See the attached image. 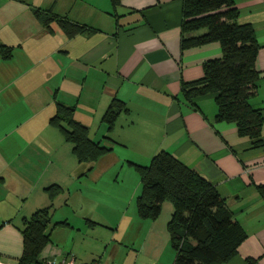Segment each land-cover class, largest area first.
Segmentation results:
<instances>
[{
    "label": "crops",
    "instance_id": "obj_1",
    "mask_svg": "<svg viewBox=\"0 0 264 264\" xmlns=\"http://www.w3.org/2000/svg\"><path fill=\"white\" fill-rule=\"evenodd\" d=\"M60 1L51 4L54 12L87 32L67 37L56 24L45 31L32 14L36 4L0 0V45L12 48L9 58L0 55V264H18L25 219L50 204L49 241L38 264L69 256L82 263L174 264L168 233L159 231L160 241L153 233L156 219L147 223L136 211L125 221L130 233L118 238L120 226L94 209L99 201L84 185L90 180L99 188L107 166L147 165L159 150L213 184L246 232L221 264H264V200L256 190L264 184V146L239 136L235 123L216 121L213 95L193 103L181 90L182 82L202 77L206 60L220 56L219 44L181 49L182 0H121L115 10L109 0ZM233 1L237 21L251 24L259 45L251 104L264 117V0ZM113 100L123 105L109 129L102 118ZM57 102L72 106L91 140L110 150L78 162L50 123ZM53 184L63 192L50 201L45 188Z\"/></svg>",
    "mask_w": 264,
    "mask_h": 264
},
{
    "label": "trees",
    "instance_id": "obj_2",
    "mask_svg": "<svg viewBox=\"0 0 264 264\" xmlns=\"http://www.w3.org/2000/svg\"><path fill=\"white\" fill-rule=\"evenodd\" d=\"M115 10L121 0H109ZM32 14L45 31L58 25L67 37L89 29L84 24L47 9L32 8ZM238 8L233 0H182L180 45L185 50L208 43H218L221 54L203 64L202 77L182 82L181 90L189 102L213 95L216 121L233 122L239 136L247 137L253 146H264L261 128L264 117L253 108L251 98L260 73L255 68L259 45L251 24L239 23ZM117 21V15H114ZM12 48L0 45L2 58L11 56ZM113 100L103 115L111 129L113 120L122 109ZM74 108L56 103L50 123L58 128L72 145L78 162H93L110 150L88 136V128L74 119ZM131 163V162H130ZM137 171L141 190L136 197L140 218L154 220L162 203L173 206L166 223L169 242L175 251L174 264H221L234 256L246 238V232L235 220L225 200L206 178L165 150L157 151L149 164L131 163ZM264 200V184L256 185ZM49 200L63 192L53 184L45 188ZM51 204L33 212L21 229L22 251L18 264H38V256L49 241L48 224Z\"/></svg>",
    "mask_w": 264,
    "mask_h": 264
},
{
    "label": "rangeland",
    "instance_id": "obj_3",
    "mask_svg": "<svg viewBox=\"0 0 264 264\" xmlns=\"http://www.w3.org/2000/svg\"><path fill=\"white\" fill-rule=\"evenodd\" d=\"M27 1L33 2L37 7L41 9L49 8L50 6L55 4V2H53L54 0ZM62 1L63 0H61L60 2ZM89 1L94 2L95 4H97V6H101L102 4V0ZM106 172L107 176L102 177L101 181L99 182V188L97 186L95 188H92L91 185L93 184L90 182V180H86L84 182V185L87 186L85 192L88 193L91 191L94 193L95 198L99 201V203L95 201V203L93 204L94 209H97L99 214L102 215L103 219H108L110 220L109 222L120 226L118 234L116 236L118 238H121V236H128L127 233H130L125 228V221L130 219L132 216L134 217L135 215H137L135 209L136 205L134 194L136 192V189H138V193L141 190V186H138L139 176L133 166L128 164L127 160L123 163L122 169L119 163L112 166H107ZM130 197L133 199L131 205L129 206L128 200ZM172 211L173 206L171 202L169 200L164 201L161 206L160 214L155 220L158 225L155 224L157 225V227H154L152 229L154 234L159 235V237L157 238L158 241H160L161 239V232L164 233V235L167 234L165 230L166 222L170 219ZM152 222V220L147 221V223ZM136 230V226H133V232H135Z\"/></svg>",
    "mask_w": 264,
    "mask_h": 264
},
{
    "label": "built area",
    "instance_id": "obj_4",
    "mask_svg": "<svg viewBox=\"0 0 264 264\" xmlns=\"http://www.w3.org/2000/svg\"><path fill=\"white\" fill-rule=\"evenodd\" d=\"M44 264H101V263H98V262L82 263V262L76 261L72 256H69L61 260L58 263L55 261H46Z\"/></svg>",
    "mask_w": 264,
    "mask_h": 264
}]
</instances>
